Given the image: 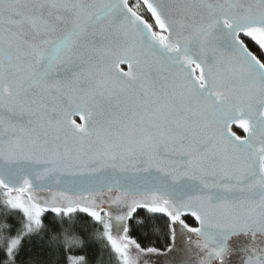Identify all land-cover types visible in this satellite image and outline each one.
I'll return each instance as SVG.
<instances>
[{
    "label": "snow or ice",
    "instance_id": "1",
    "mask_svg": "<svg viewBox=\"0 0 264 264\" xmlns=\"http://www.w3.org/2000/svg\"><path fill=\"white\" fill-rule=\"evenodd\" d=\"M0 264H264V0H0Z\"/></svg>",
    "mask_w": 264,
    "mask_h": 264
},
{
    "label": "water",
    "instance_id": "2",
    "mask_svg": "<svg viewBox=\"0 0 264 264\" xmlns=\"http://www.w3.org/2000/svg\"><path fill=\"white\" fill-rule=\"evenodd\" d=\"M123 67H125V70H126V66H123ZM78 119V118H77ZM78 122H79V120H78ZM234 128H235V126H234ZM236 129V128H235ZM236 130H238V129H236ZM238 131H240L242 134H243V136L244 135H246V134H244L243 132H242V130H238Z\"/></svg>",
    "mask_w": 264,
    "mask_h": 264
},
{
    "label": "trees",
    "instance_id": "3",
    "mask_svg": "<svg viewBox=\"0 0 264 264\" xmlns=\"http://www.w3.org/2000/svg\"><path fill=\"white\" fill-rule=\"evenodd\" d=\"M234 130H236V129L234 128ZM236 131L238 132V134L242 135V133L240 131H238V130H236ZM97 243H99V241H97Z\"/></svg>",
    "mask_w": 264,
    "mask_h": 264
},
{
    "label": "flooded vegetation",
    "instance_id": "4",
    "mask_svg": "<svg viewBox=\"0 0 264 264\" xmlns=\"http://www.w3.org/2000/svg\"><path fill=\"white\" fill-rule=\"evenodd\" d=\"M242 137H243V134H242Z\"/></svg>",
    "mask_w": 264,
    "mask_h": 264
}]
</instances>
